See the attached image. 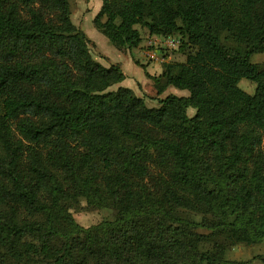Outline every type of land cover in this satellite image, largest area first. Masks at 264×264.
I'll return each mask as SVG.
<instances>
[{
    "label": "trees",
    "instance_id": "16d2710c",
    "mask_svg": "<svg viewBox=\"0 0 264 264\" xmlns=\"http://www.w3.org/2000/svg\"><path fill=\"white\" fill-rule=\"evenodd\" d=\"M93 23L118 49L181 34L147 75L188 94L109 90L126 74L70 0H0V264H240L227 249L264 240V0H101ZM81 198L115 217L80 226Z\"/></svg>",
    "mask_w": 264,
    "mask_h": 264
},
{
    "label": "rangeland",
    "instance_id": "374dc122",
    "mask_svg": "<svg viewBox=\"0 0 264 264\" xmlns=\"http://www.w3.org/2000/svg\"><path fill=\"white\" fill-rule=\"evenodd\" d=\"M97 4L99 5L98 8H100L101 0H70L71 19L76 27L82 29L89 38V49L92 58L99 63L102 62L101 64H103L104 66L113 64L109 58H112L113 60L114 58H119L120 60L126 59L128 61L127 63L131 67V70L129 69L128 72L134 75V77L132 76L128 80H125L124 85L127 86L130 84L132 86L133 92L137 96L142 97L148 106H159V100L169 93L187 95L188 91L178 90L172 86H169L163 93L159 94L154 86V81L146 76L147 73H144L146 72V66L148 64H151L150 62H153L157 65L159 64L164 68V65L168 62H180L185 60L186 53L191 48H189V46L185 44V39H182L181 34L175 33L169 35L173 39L172 42L174 41V46L169 47L166 45L164 39L150 42L151 38L146 27L135 25L142 36L140 51H138L137 48L128 50L116 48L117 50H113V54L109 55L108 58V56H106L105 50L107 48L109 49V47H107L106 42L102 40L103 37L105 39L107 38L101 32L100 34L99 32H97L98 30L93 25V18L90 17V12L95 10ZM92 28L96 29V32L94 31L93 33L94 35L91 32ZM146 51H156L160 59L163 58V60H156L155 58H149L148 56L146 60L145 57H141L139 55L140 52L143 55ZM135 56L138 57L137 60ZM252 61L259 65H263L264 53L253 55ZM133 62L139 65H136L135 63L133 64ZM140 65L142 66V68ZM157 65L150 68V72L154 75L159 74L158 72L160 68ZM141 70L145 74L144 76ZM137 78H141L142 82H138ZM118 86H120L119 83L113 84L109 88V90H116ZM239 86L250 94L259 93L263 89V87L259 83L248 79H241L239 82ZM187 113L189 116H192L195 113V109L189 108L187 110ZM69 210L74 220L84 228L96 225L104 220H111L115 217V211L113 209L94 208L92 206H89L86 200L83 198L79 199V202L72 205ZM190 216L195 218L197 221L201 220L200 214L191 213ZM200 231L208 233V231L204 229H200ZM226 257L232 260H236L240 264H263L264 240L258 243L251 244L244 242L236 243L227 249Z\"/></svg>",
    "mask_w": 264,
    "mask_h": 264
},
{
    "label": "crops",
    "instance_id": "0c3cea01",
    "mask_svg": "<svg viewBox=\"0 0 264 264\" xmlns=\"http://www.w3.org/2000/svg\"><path fill=\"white\" fill-rule=\"evenodd\" d=\"M99 7V5L97 4V6H96V8H95V10L94 11H91L90 13H91V15H90V17L91 18H93V16H95V14L97 13V11H98V8ZM94 31L96 32V29H94V28H92V30H91V32H92V34L94 33ZM97 32H99V31H97ZM99 34H100V32H99ZM94 35V34H93ZM149 35H150V42H153L154 40H153V38H154V36H155V34H150L149 33ZM156 36H158V37H163V36H159V35H156ZM91 38V37H90ZM92 39V38H91ZM102 40L103 41H105L106 42V44H107V47H109V49L107 48L106 50H105V53H106V56H108V58H109V55H111V54H113V50H115L116 48L115 47H113V46H111V45H108L109 43H108V41H107V39H105L104 37L102 38ZM140 47H141V45L137 48L138 49V51H140ZM136 49V50H137ZM117 50V49H116ZM141 53V52H140ZM139 53V55L142 57H145V59L147 60V56L149 57V58H153V57H155V55H158L157 54V52L156 51H152V52H145L143 55H142V53L140 54ZM135 58H136V60H137V56H135ZM111 61H112V63H119L120 65H121V67H122V69L124 70V72H125V74H126V78L122 81V82H120L119 84H120V86H125L124 85V81L125 80H128L130 77H134V75H132V74H130V72H128L129 71V69L131 70V67L129 66V64L127 63L128 61L126 60V59H123V60H120L119 58H114V60L112 59V58H109ZM102 63V62H101ZM135 62H133V64H134ZM151 64H148L147 66H146V72H144L145 74L147 73V74H149V75H154V74H152L151 72H150V68H152L153 66H155V65H157V64H154L153 62H150ZM136 65H139V64H137V63H135ZM143 65V64H142ZM141 66V65H140ZM159 68H160V70H159V74L162 72V69H163V67H161V65H157ZM141 68H142V66H141ZM154 69V68H153ZM142 71V70H141ZM142 73H143V71H142ZM143 73V76L145 75ZM146 74V76L148 77V75ZM158 74V75H159ZM147 77H145V78H147ZM149 78V77H148ZM137 81L138 82H142V80H141V78H137ZM126 87H129V88H131L132 89V86L129 84V85H127ZM176 91H178V90H176Z\"/></svg>",
    "mask_w": 264,
    "mask_h": 264
},
{
    "label": "built area",
    "instance_id": "2783aa9c",
    "mask_svg": "<svg viewBox=\"0 0 264 264\" xmlns=\"http://www.w3.org/2000/svg\"><path fill=\"white\" fill-rule=\"evenodd\" d=\"M161 39L165 40V43H166L167 46H169V47L174 46V43H173L174 41L172 42L173 39H172L171 36L158 37V36L155 35L154 38H153L154 42H155V40H161ZM153 58H155L156 60H163V58L160 59V57L158 55H155V57H153Z\"/></svg>",
    "mask_w": 264,
    "mask_h": 264
}]
</instances>
